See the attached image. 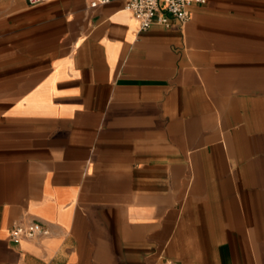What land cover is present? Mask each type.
<instances>
[{"label": "crops", "instance_id": "1", "mask_svg": "<svg viewBox=\"0 0 264 264\" xmlns=\"http://www.w3.org/2000/svg\"><path fill=\"white\" fill-rule=\"evenodd\" d=\"M188 9L0 0V264H264V0Z\"/></svg>", "mask_w": 264, "mask_h": 264}, {"label": "built area", "instance_id": "2", "mask_svg": "<svg viewBox=\"0 0 264 264\" xmlns=\"http://www.w3.org/2000/svg\"><path fill=\"white\" fill-rule=\"evenodd\" d=\"M43 0H28L34 5ZM110 0H88L89 6L105 4ZM125 7L132 11L139 22L140 29H146L151 23L157 22L170 25L169 18L177 19L181 24L190 15L189 5L202 4L206 0H124ZM48 228L40 221L32 220L27 223H14L9 230V237L14 242L25 238H34L47 234Z\"/></svg>", "mask_w": 264, "mask_h": 264}]
</instances>
